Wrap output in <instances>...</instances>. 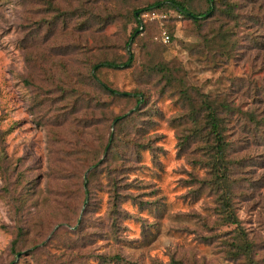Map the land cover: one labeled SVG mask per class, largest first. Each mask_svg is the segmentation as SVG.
Wrapping results in <instances>:
<instances>
[{
  "label": "rangeland",
  "instance_id": "1",
  "mask_svg": "<svg viewBox=\"0 0 264 264\" xmlns=\"http://www.w3.org/2000/svg\"><path fill=\"white\" fill-rule=\"evenodd\" d=\"M149 1L75 0V17L49 32L39 23L52 13L43 0H0V264H245L225 251L232 235L217 223L200 143L190 137L198 101L189 104L176 84L163 87L145 67L163 62L189 88L264 116V35L263 46L249 47L253 27L231 22L238 46L226 56L206 44L218 21L197 28L169 19L160 30L150 21L162 15L151 13L132 45V66L98 71L122 92H142L145 103L135 105L103 93L88 71L97 58H125L129 12ZM83 20L86 27L76 26ZM119 114L130 117L115 130ZM230 120L231 157L243 160L234 167V206L253 258L264 264V131L253 138ZM110 132L126 147L76 186ZM111 179L122 196L115 208Z\"/></svg>",
  "mask_w": 264,
  "mask_h": 264
},
{
  "label": "trees",
  "instance_id": "2",
  "mask_svg": "<svg viewBox=\"0 0 264 264\" xmlns=\"http://www.w3.org/2000/svg\"><path fill=\"white\" fill-rule=\"evenodd\" d=\"M44 3L52 11L49 18H45L39 23L46 22L49 32L56 27L58 22L62 26H66L67 18L75 17V0H43ZM65 2L66 5H63ZM72 4V5H71ZM245 9V10H244ZM83 11L82 9L80 12ZM158 12L162 15L161 20H152L162 29L160 22H165L169 19L190 20L197 28H201L204 24L219 22L216 29L210 28L209 34L206 39V44L212 49L218 50L217 53L223 55H230L231 48L238 46L237 40H232L235 34L232 31L230 23L232 22L235 27H240V24L248 23V29H251L249 36L246 38L249 47L257 45L263 46V42L258 40V37L264 35V0H150L142 6L131 8L128 19L126 20L132 24L130 32L125 41V48L127 54L124 59L122 58H107L100 57L92 62L89 66L88 76L95 82V84L106 95L115 97L118 95H125L134 100L135 105H142L145 103V95L138 92H122L108 83L102 81L98 76V71L101 68H129L135 60L132 45L140 38L142 32H146L145 24L148 23L144 20V14H151ZM171 14H174L172 17ZM83 16V14H79ZM111 18L107 15L104 18ZM149 21V20H148ZM221 21V22H220ZM75 23V22H74ZM87 21L83 20L76 24L79 28L86 27ZM75 26V24H74ZM142 27V28H141ZM158 29L159 38L163 31ZM54 31V29H53ZM168 35V34H167ZM171 35V34H170ZM214 46V47H213ZM75 47V45H74ZM153 62V61H152ZM149 62L145 67V73L156 75L158 83H162L163 87H172L177 85V90L182 99L188 100L191 104L192 100L198 101V106H193L190 114V120L193 123L191 135L193 142H199V150L204 157L198 160V163L205 167L209 174V179L204 181L206 187L212 192L215 198V211L218 215V225L229 227L228 231L224 232L231 236L230 239L224 240V244L228 247L225 251L229 258L236 260L238 258L244 259L245 264H257L253 258V245L254 242L248 237L247 232L241 225V220L238 218L236 208L234 206V197L236 187L238 188L240 181L234 177V167L240 166L243 160L236 161L231 157L233 153V146L228 140L230 117L237 119L236 125L242 131L253 135L264 131V116H259L255 110H239L235 108L227 97L218 99L216 96H211L206 92H202L198 88H189L182 81L176 80L173 76L171 68H168L163 62ZM175 79V81H174ZM240 91H247L242 85ZM67 90L66 88L62 89ZM251 92V90H249ZM258 88L254 87L253 94L259 92ZM137 111V109H136ZM130 116L125 114L115 115L111 118V122L115 123V130L125 124ZM133 118V117H132ZM134 119V118H133ZM254 138V135H253ZM261 139V138H260ZM253 140V139H252ZM258 141V140H253ZM126 145L121 142V135H115L113 132L108 133L105 143L97 156L90 158L91 160L84 166V171L87 172L86 181L81 176L80 181H76L75 185H82L86 183L95 175L98 169L107 167L108 160H115L119 157L120 149L125 148ZM99 154V155H98ZM102 157V158H101ZM80 167V165H79ZM110 171L107 172L109 175ZM203 183V182H202ZM114 194L113 207L117 205V201L122 197L116 189V179H111V187ZM88 193V191H83ZM124 198H130L124 194ZM85 200V199H84ZM20 230V228H19ZM20 232V231H19ZM15 240L12 242V247ZM119 256L114 255L113 259L117 260ZM167 264H186L182 260L171 258Z\"/></svg>",
  "mask_w": 264,
  "mask_h": 264
},
{
  "label": "built area",
  "instance_id": "3",
  "mask_svg": "<svg viewBox=\"0 0 264 264\" xmlns=\"http://www.w3.org/2000/svg\"><path fill=\"white\" fill-rule=\"evenodd\" d=\"M151 15H153V13H152ZM144 16H145V17H146V16H150V14H144ZM161 39H162V41H164V42L168 41L169 37H168V35L165 33V31L162 32V34H161Z\"/></svg>",
  "mask_w": 264,
  "mask_h": 264
}]
</instances>
